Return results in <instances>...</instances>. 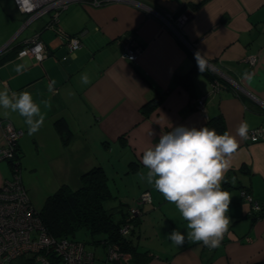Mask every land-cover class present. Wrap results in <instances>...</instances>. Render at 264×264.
<instances>
[{"label":"crops","instance_id":"0c3cea01","mask_svg":"<svg viewBox=\"0 0 264 264\" xmlns=\"http://www.w3.org/2000/svg\"><path fill=\"white\" fill-rule=\"evenodd\" d=\"M139 1L171 16V25L183 39L179 42L173 29L147 9L127 2L97 7L74 3L52 27L45 26L48 16H44L19 33L24 16L15 10L18 17L10 18L7 7L0 29V52L4 49L0 59L11 57L0 62V90L27 91L38 104L42 100L51 104L50 108L41 104L46 118L33 135L28 134L23 117L17 113L5 117L0 109V122L8 121L22 132L20 168L22 158H28L31 174L40 172L49 189H55L70 186V180L78 182L83 171L99 165L109 184L127 183L122 193L120 186L114 192L124 202L148 191L152 203L141 208L139 219L151 221L152 228L146 233L139 224L135 234L137 249L149 251L145 264H264V217L249 216L251 204L240 196L244 190L264 205V141L236 136L239 147L222 182V189L232 196L228 212L232 223L216 249L187 240L177 247L166 238L173 230L186 237L187 221L142 179L147 169L141 159L160 134L177 126L210 129L208 123L219 118V135L235 136L241 121L248 123L249 130L264 125V0ZM181 17L185 20L178 28L176 20ZM16 21L20 26L15 29ZM81 31V47L68 52L64 37ZM130 32L142 47L135 62L122 58L121 46L114 43ZM35 33L48 51L41 62L15 54ZM197 51L211 73L219 72L224 85L220 89L210 88L213 80L203 72L192 77L190 89L184 82ZM250 55L255 56L253 65L245 60ZM19 64L25 65L22 74L15 72ZM82 74L89 77V84L81 82ZM203 95L205 113L193 106ZM157 97L158 105L144 114L143 106ZM56 121L64 125L61 131ZM4 144L0 127V147ZM5 163L0 161V186L8 180ZM21 182L28 194L22 178ZM25 261L18 258L14 264Z\"/></svg>","mask_w":264,"mask_h":264},{"label":"clouds","instance_id":"9594fccd","mask_svg":"<svg viewBox=\"0 0 264 264\" xmlns=\"http://www.w3.org/2000/svg\"><path fill=\"white\" fill-rule=\"evenodd\" d=\"M18 3L27 5L30 0H18ZM194 58L199 71L203 72L206 68L203 55L197 51ZM24 71L25 65H16L17 74ZM81 82L89 84V77L82 74ZM48 89L52 91L51 83ZM41 104L44 108L51 107L48 100L38 104L27 91L0 90L3 115L17 113L23 117L29 135L43 126L46 114L41 111ZM248 132L246 121H241L235 136L228 132L219 135L208 127L177 126L160 134L158 143L143 152L141 159L147 173L142 179L153 185L167 202L174 204L187 221L186 237L178 230L166 237L177 247H182L186 240L189 244L202 242L209 249L220 246L232 223L228 216L232 196L222 189V182L239 147L236 136L247 139Z\"/></svg>","mask_w":264,"mask_h":264},{"label":"built area","instance_id":"2783aa9c","mask_svg":"<svg viewBox=\"0 0 264 264\" xmlns=\"http://www.w3.org/2000/svg\"><path fill=\"white\" fill-rule=\"evenodd\" d=\"M113 1L138 5L132 0H30V3L27 5L18 3V0H12L15 9L24 16L22 27L44 16H48L45 26L52 27L57 23L61 12L74 3H84L97 7ZM147 11L150 12L149 10ZM157 17L165 21L173 29L177 37L180 40L182 39L175 26L171 25V16ZM184 20V17L176 20L178 28L183 24ZM83 34L84 31H81L77 34L64 37L68 52L76 51L81 47V37ZM117 44L122 48L121 57L130 62H135L142 51V47L135 38L134 33H129L126 38L117 40ZM47 54L46 46L39 39L38 33L26 39L23 46L17 52L18 57L29 56L37 62H41ZM245 60L253 65L255 63V56H247ZM223 86L219 81L213 80L210 88L218 90ZM193 106L205 113L204 95L195 99ZM0 127L6 142L5 146L0 147V161H11L15 165L18 161L15 146L22 132L14 128L8 121H1ZM246 140L250 142L264 141V125L249 130ZM240 196L251 204L250 211L258 209L257 202L253 201L246 191L241 190ZM151 202L150 193L143 191L129 206L127 220L139 217L141 206ZM36 214L28 194L22 185L17 167L14 169L11 177L0 186V264H14L18 258L26 254H32L35 260L44 262L46 260L45 256L50 251H54L63 260L64 264H94L93 254L87 251L83 244L68 241L67 239L60 241L52 239L41 226ZM130 226L129 223H126L122 231H127ZM118 257L119 255L116 252L109 251V258L117 259Z\"/></svg>","mask_w":264,"mask_h":264},{"label":"trees","instance_id":"16d2710c","mask_svg":"<svg viewBox=\"0 0 264 264\" xmlns=\"http://www.w3.org/2000/svg\"><path fill=\"white\" fill-rule=\"evenodd\" d=\"M126 36L127 34L123 38H126ZM177 39L180 42L178 37ZM117 40L114 41L116 45H118ZM20 48L21 47H19L18 50ZM15 54H17V50ZM9 56L11 57V54L2 57L0 62L6 60ZM199 72L197 62L195 61L189 71L183 75L185 78L184 82L190 86L189 89L192 86V77ZM203 74L211 80H214L216 77L215 74L211 73L207 68H205ZM159 101L160 97H157L147 102L143 106L144 114L149 112L151 108H155ZM55 124L60 131L64 128V125H62L60 121H56ZM208 124L210 129H215L216 133L219 134L221 127L219 118L217 122L210 121ZM5 144L3 146H5ZM15 153L17 160H19L20 151L18 148V141L15 146ZM4 161L8 163L12 175L14 169L18 167L17 163L19 164V161H17L15 165L11 161ZM113 198L117 197L115 194H111L108 178L103 168L99 165H94L80 174L76 187H70L65 184L59 186L53 193L46 196L39 210L34 209L41 226L52 239L57 241L67 239L68 241L79 242L85 246V243L75 239V236L79 233H87L91 239L89 243L93 245H102L105 252L103 264H145L150 257L149 251L147 248H142L140 251L137 249V244L135 245L133 243V237H137L135 235V228L139 227L141 220L139 217L127 220L128 208L135 199L130 203L124 202L127 206L126 212L121 213L120 218L115 220L112 217L111 207H108L107 203L108 200ZM144 205H142L141 208ZM258 206L257 210L250 211L249 216H253V218L264 217V205ZM126 223H129L132 227L130 226L127 231L123 232L122 229ZM109 251L116 252L119 257L117 259L109 258ZM89 252L94 256L93 252ZM45 259L46 260L42 262L35 260L34 256H30L25 259L26 261L23 264H33L35 262L56 264L59 261L64 264L63 260H61L54 251H50V253L45 256ZM93 259L95 261L94 257Z\"/></svg>","mask_w":264,"mask_h":264},{"label":"rangeland","instance_id":"374dc122","mask_svg":"<svg viewBox=\"0 0 264 264\" xmlns=\"http://www.w3.org/2000/svg\"><path fill=\"white\" fill-rule=\"evenodd\" d=\"M7 7L10 8V10L7 12L10 18H14V17H18L17 16V11H15V6L14 3L12 2V0H0V29H3V15L6 12ZM20 13V12H19ZM24 19V17L22 18ZM16 26L15 29L18 28L20 26L19 22L16 21ZM4 164L5 161H3ZM32 168V166H30V161L28 158H22V165L21 168L19 170V176L20 178H22L23 184L25 185V187L28 189V194L31 200L32 205L34 206V208L36 210H39L40 207L42 206L43 201L45 200L46 196L48 194L53 193L57 188L55 189H49V187L46 185L45 181H44V175L40 174V172H38V174H31L30 169ZM8 173H7V179H9L11 177V172L9 170V168L7 169ZM32 179V181H30ZM120 181V180H119ZM121 183H118L117 180L112 183L109 184L110 186V191L111 194L114 195L115 191L118 190L119 186H120V193H122V191L124 190V187L127 186V183L124 181H120ZM78 182H69V185L71 187H75L77 185ZM68 185V184H67ZM61 186V185H60ZM233 191H237V189H233ZM123 200L119 199V198H113L108 200V207H111V213H112V217L115 220H118L121 216V213L126 212L127 206L125 205L126 203H124ZM125 201H129V200H125ZM244 202H247L248 204H250L248 201H246L245 199L243 200ZM245 204V203H244ZM107 207V205H106ZM251 207V206H250ZM152 216H155L152 215ZM153 219V218H152ZM155 221V219H154ZM158 224V228L161 229V225L159 222L155 221ZM140 226L142 229H146L143 230L144 232L146 231V233H150V231H147V228H152V223L149 220L143 221L141 220ZM136 232L138 231V227L135 228ZM137 234V233H136ZM148 234H145L144 238H147ZM75 239L82 241L85 243V248L91 252L94 253V264H103V260H104V256H105V252L104 249L102 247V245H93L91 243H89V241L91 240L90 237L88 236L87 233H82V234H78L75 236ZM149 242H154V239H149ZM133 243L136 245L138 242L136 240V237H133ZM32 256V254H26L25 256L20 257L21 259H26L27 257ZM33 264H44L42 262H35ZM56 264H62L59 262H57ZM109 264H113V263H109Z\"/></svg>","mask_w":264,"mask_h":264},{"label":"water","instance_id":"95a60500","mask_svg":"<svg viewBox=\"0 0 264 264\" xmlns=\"http://www.w3.org/2000/svg\"><path fill=\"white\" fill-rule=\"evenodd\" d=\"M132 1H134L135 3H137L139 6H141V7L145 8V9L149 10L150 12H152L153 15H155V16H162V15L159 14L157 11H155L154 9H152L151 7H149L148 5L144 4L143 2H141V1H139V0H132ZM180 36H181V38H182V35H181V34H180ZM182 39H183V38H182ZM217 73H219V72H215V71H214V74H215V76H216V77L214 78V80L219 81V78L217 77Z\"/></svg>","mask_w":264,"mask_h":264},{"label":"bare ground","instance_id":"6f19581e","mask_svg":"<svg viewBox=\"0 0 264 264\" xmlns=\"http://www.w3.org/2000/svg\"><path fill=\"white\" fill-rule=\"evenodd\" d=\"M32 23V22H31ZM30 24V23H29ZM28 24V25H29ZM28 25H26V26H28ZM26 26H24V27H22L21 26V29L19 30V31H17L16 33H19L20 31H22ZM17 166H18V169L20 170V165L17 163Z\"/></svg>","mask_w":264,"mask_h":264},{"label":"flooded vegetation","instance_id":"af4514ba","mask_svg":"<svg viewBox=\"0 0 264 264\" xmlns=\"http://www.w3.org/2000/svg\"><path fill=\"white\" fill-rule=\"evenodd\" d=\"M32 36H33V35H32ZM3 51H4V49H3ZM3 51H1L0 54H1Z\"/></svg>","mask_w":264,"mask_h":264}]
</instances>
